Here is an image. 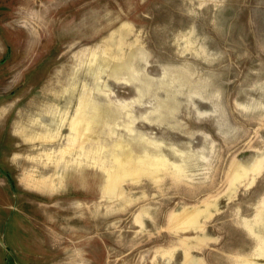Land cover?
Returning a JSON list of instances; mask_svg holds the SVG:
<instances>
[{"label": "rangeland", "instance_id": "rangeland-1", "mask_svg": "<svg viewBox=\"0 0 264 264\" xmlns=\"http://www.w3.org/2000/svg\"><path fill=\"white\" fill-rule=\"evenodd\" d=\"M0 264H264V0H0Z\"/></svg>", "mask_w": 264, "mask_h": 264}, {"label": "bare ground", "instance_id": "bare-ground-1", "mask_svg": "<svg viewBox=\"0 0 264 264\" xmlns=\"http://www.w3.org/2000/svg\"><path fill=\"white\" fill-rule=\"evenodd\" d=\"M97 109H98V108H97ZM99 110H101V108H100ZM98 112H100V111H96L95 116H100V114L97 115ZM100 113H101V112H100Z\"/></svg>", "mask_w": 264, "mask_h": 264}]
</instances>
